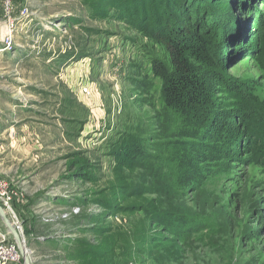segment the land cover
<instances>
[{
    "label": "rangeland",
    "instance_id": "1",
    "mask_svg": "<svg viewBox=\"0 0 264 264\" xmlns=\"http://www.w3.org/2000/svg\"><path fill=\"white\" fill-rule=\"evenodd\" d=\"M111 1L15 0L9 41L0 15V179L34 264H264V165L241 101L264 102V0L216 13L208 71L229 129L210 122L197 165L189 135L210 127L166 109L151 57L171 65L167 44Z\"/></svg>",
    "mask_w": 264,
    "mask_h": 264
},
{
    "label": "trees",
    "instance_id": "2",
    "mask_svg": "<svg viewBox=\"0 0 264 264\" xmlns=\"http://www.w3.org/2000/svg\"><path fill=\"white\" fill-rule=\"evenodd\" d=\"M108 4L115 6L121 18L167 44L171 65L157 56L151 57L153 73L163 79L162 99L166 109L195 128H208L214 120L223 121L229 129V111L217 105L208 70L219 67L222 60L215 48L224 44L218 39V32H223L225 25L216 19V13L233 12L232 4L243 10L244 0H113ZM259 46V62L264 72V27ZM241 101L245 130L259 142L258 154L264 165V102L249 91ZM218 130L213 125L202 134L189 135L200 142L194 147L193 164L207 160L206 151L217 145Z\"/></svg>",
    "mask_w": 264,
    "mask_h": 264
},
{
    "label": "built area",
    "instance_id": "3",
    "mask_svg": "<svg viewBox=\"0 0 264 264\" xmlns=\"http://www.w3.org/2000/svg\"><path fill=\"white\" fill-rule=\"evenodd\" d=\"M15 13V0H0V15L3 17V22L11 29L9 35L4 39L9 41L13 37V32L16 29ZM2 21H0L1 23ZM3 39V40H4ZM82 87V92L87 95H91L92 90L90 85ZM16 197V191L7 182L0 179V203L6 209L8 214L12 216L15 224L19 225V220L16 217L14 210V202ZM18 222V223H17ZM10 234L0 228V264H24L23 257L19 251V248L15 241L9 240Z\"/></svg>",
    "mask_w": 264,
    "mask_h": 264
},
{
    "label": "water",
    "instance_id": "4",
    "mask_svg": "<svg viewBox=\"0 0 264 264\" xmlns=\"http://www.w3.org/2000/svg\"><path fill=\"white\" fill-rule=\"evenodd\" d=\"M0 217L5 226L7 232L12 235L16 242L19 251L23 257L24 264H34L31 254L33 253L30 247H28L27 241L22 234L21 228L10 218L8 212L0 203Z\"/></svg>",
    "mask_w": 264,
    "mask_h": 264
},
{
    "label": "bare ground",
    "instance_id": "5",
    "mask_svg": "<svg viewBox=\"0 0 264 264\" xmlns=\"http://www.w3.org/2000/svg\"><path fill=\"white\" fill-rule=\"evenodd\" d=\"M2 26L0 25V36H2L3 35V33H2ZM16 222V219H15V221H14V223ZM18 223V222H17Z\"/></svg>",
    "mask_w": 264,
    "mask_h": 264
}]
</instances>
